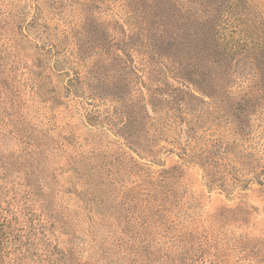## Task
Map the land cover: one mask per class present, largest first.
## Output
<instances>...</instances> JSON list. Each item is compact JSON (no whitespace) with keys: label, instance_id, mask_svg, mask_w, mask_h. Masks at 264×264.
Returning <instances> with one entry per match:
<instances>
[{"label":"rangeland","instance_id":"rangeland-1","mask_svg":"<svg viewBox=\"0 0 264 264\" xmlns=\"http://www.w3.org/2000/svg\"><path fill=\"white\" fill-rule=\"evenodd\" d=\"M163 1L250 40L226 82L135 0H0V264H264V0Z\"/></svg>","mask_w":264,"mask_h":264},{"label":"trees","instance_id":"trees-1","mask_svg":"<svg viewBox=\"0 0 264 264\" xmlns=\"http://www.w3.org/2000/svg\"><path fill=\"white\" fill-rule=\"evenodd\" d=\"M135 2V8L141 19V35L143 39H145L146 43L148 42L149 45H153L156 48L159 45L175 48L176 53L181 54L182 62L175 61L173 57H170V66L174 67L181 63L185 72L184 74L180 72V77L188 82L192 79L199 80L201 75L204 74L201 70L206 68L205 76L207 77L211 73L217 86H220L223 82H226V78L229 75L228 62L230 56L247 51L249 48L250 40L244 36H239V38L230 37L229 40L222 36L221 32L223 30L220 23L223 20L222 14L217 10L210 11L213 7L211 2L204 1V4L200 3L199 10L193 15L189 13L185 15L187 12L180 6L175 7L170 4L166 6V2L163 0H135ZM207 3L209 4L208 6H206ZM203 6L206 7V10ZM220 41L221 43L219 44ZM253 59L258 61L256 56ZM201 60L202 62L199 64ZM259 72H261L260 68L257 69L254 76L259 78L257 74ZM263 78L264 73L262 75ZM76 80L77 78H74L72 81L76 82ZM257 82L260 83V87L264 90V79ZM156 96L154 95V97ZM117 102L119 103L120 101L117 100ZM177 112L178 107L175 109V113ZM168 117L173 118L171 114ZM130 119L134 120L135 118L130 117ZM173 119L178 120L180 118L174 117ZM204 157L207 167H210V169L206 170V176L213 181L216 172L212 171L213 165L207 164L210 163L209 156L205 155Z\"/></svg>","mask_w":264,"mask_h":264}]
</instances>
